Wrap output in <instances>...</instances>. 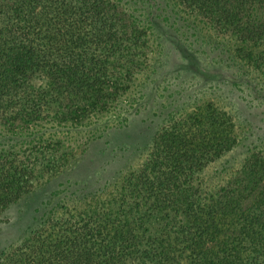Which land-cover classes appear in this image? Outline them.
<instances>
[{
    "label": "trees",
    "instance_id": "trees-1",
    "mask_svg": "<svg viewBox=\"0 0 264 264\" xmlns=\"http://www.w3.org/2000/svg\"><path fill=\"white\" fill-rule=\"evenodd\" d=\"M155 7L164 22L185 17L187 31L197 32L192 46L200 51L183 43L179 49L200 85L220 74L210 58L233 60L231 67L264 83V0H155ZM135 15L110 0H0V214L72 164L74 151L85 152L74 127L90 125L84 138L92 141L123 127H106L119 114L148 112L132 76L153 41ZM247 94H261L257 105L264 107V93ZM189 97V107L179 109L169 98L143 163L105 175L91 193L97 200L82 210L36 212L35 228L0 254V264H264V136L263 151L246 150L237 182L205 198L193 174L233 151L239 135L247 141L253 134L211 101ZM118 148L111 159L121 164L133 151Z\"/></svg>",
    "mask_w": 264,
    "mask_h": 264
},
{
    "label": "rangeland",
    "instance_id": "rangeland-1",
    "mask_svg": "<svg viewBox=\"0 0 264 264\" xmlns=\"http://www.w3.org/2000/svg\"><path fill=\"white\" fill-rule=\"evenodd\" d=\"M110 1L118 5L125 13L137 14L135 20L139 21L144 29H147L146 38L149 35L150 38L149 36L148 38L153 41L144 44L145 50L144 56H142L144 60L138 71L132 76L135 79L134 82L137 83L136 86L143 89V92H139L137 95L141 100L143 99L142 101L148 102L149 113L145 110L134 115L135 112L131 111L128 118L119 114L117 118L109 120L106 127L111 128L120 124H124V126L111 129L99 139L92 141H89L90 138H84L91 132L88 129L90 125L87 127L86 124H83L74 127V131H72L74 137L76 139L83 138L80 144L81 150L85 152L74 151L71 158L72 164L69 163L67 167L54 175H47L42 180H38L27 193L19 196L0 214V254L14 249L27 236L28 232L35 228L39 213L49 210L54 205H58V208L66 206L67 211L71 207L82 210L83 204H88L96 199L95 195L91 193L102 188L98 181L103 180L105 175L117 170L121 165L124 166V169L135 170L143 163L150 137L164 122L160 117L165 115L169 98L173 99L171 107L174 106L176 109L189 107L191 104L190 94L199 101L209 100L219 109L232 115L235 118L234 123L243 126V131L253 134L247 141L243 140V135H239L238 144L233 148V151L221 155L215 161L206 163L202 169L193 174L199 179L200 184L198 185H200V190L204 191L205 198L211 197L215 191L229 185V181L237 182L246 150L248 152L251 149L263 151V147H260L258 142L259 138L264 136V107L257 105L261 94H256L253 99L247 94L249 90L264 93V83H258L260 77L256 73H249L245 69H236V65L231 67L233 60L227 59L223 63H217L210 58L209 65L211 64L213 69H219L220 74L210 76L213 79L212 82H207L202 86L191 71L186 68L188 62L192 63L190 57L179 49L182 43V45H189L190 48L187 47V49L190 53H196L202 48V46L200 48L197 46L198 50H195L196 48L192 46L196 41L194 37L197 32L195 30L187 31V24H182L185 22V17L178 22L171 19L164 22L163 19L166 18V15L164 13L159 15L158 8L155 7V0ZM145 6H149L147 12L150 18L148 21L144 20L146 15L142 12ZM156 13L157 15H155ZM200 54L204 58L203 52ZM197 57L199 58V56ZM202 61L204 60L202 59ZM150 72L155 74L150 76L151 79L144 80L143 78ZM228 75L241 77L243 80L237 83ZM221 92H230L233 96L226 99ZM156 98L157 102H153ZM158 102L162 107L161 111H159ZM179 103H181L180 106ZM158 111L157 118L150 116V113ZM182 113L185 112L173 114L175 121H178ZM129 118L131 119L129 120ZM102 120V117L97 119L99 123ZM97 132L101 133L102 131ZM262 143H264L263 140ZM121 144H127V150L133 152L130 155H125V159L120 164V162L117 163L111 159V154L116 153L118 149L121 150L118 148ZM79 155L80 160L77 159ZM195 182L194 180V184ZM66 185L70 189H66ZM80 191H85L83 198H78L81 194ZM75 197L80 199H77V204H75ZM60 213L58 210L56 216Z\"/></svg>",
    "mask_w": 264,
    "mask_h": 264
}]
</instances>
